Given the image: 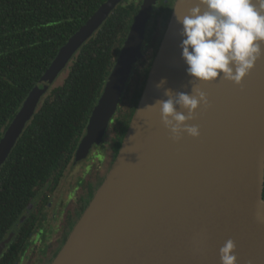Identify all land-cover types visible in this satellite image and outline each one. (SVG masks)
Returning a JSON list of instances; mask_svg holds the SVG:
<instances>
[{
    "label": "water",
    "instance_id": "95a60500",
    "mask_svg": "<svg viewBox=\"0 0 264 264\" xmlns=\"http://www.w3.org/2000/svg\"><path fill=\"white\" fill-rule=\"evenodd\" d=\"M123 1L104 3L61 48L1 139L0 170L44 97ZM156 3L143 0L74 163L103 140L142 57ZM190 6L182 0L177 11ZM180 27L172 12L114 165L51 264H221L229 239L237 264H264V58L239 85L192 81L181 59ZM195 87L209 100L188 121L200 136L174 140L159 107L148 105L168 99L166 89L194 94ZM13 236L0 244V256Z\"/></svg>",
    "mask_w": 264,
    "mask_h": 264
},
{
    "label": "trees",
    "instance_id": "16d2710c",
    "mask_svg": "<svg viewBox=\"0 0 264 264\" xmlns=\"http://www.w3.org/2000/svg\"><path fill=\"white\" fill-rule=\"evenodd\" d=\"M107 1L0 0V141L61 48ZM142 3L143 0H124L78 51L63 83L44 97L2 166L0 243L13 230L17 232L0 264H16L26 251L38 227V212L48 200L47 195L39 197L45 188L53 191L70 167ZM158 22L161 24V18ZM155 54L145 55L138 62L121 109L112 119L113 159L117 158L130 128ZM103 180L99 178L97 186L84 199L77 220ZM36 202L37 206L28 212L29 205ZM23 217L26 219L20 223ZM73 226L64 232L46 264L54 261Z\"/></svg>",
    "mask_w": 264,
    "mask_h": 264
},
{
    "label": "clouds",
    "instance_id": "9594fccd",
    "mask_svg": "<svg viewBox=\"0 0 264 264\" xmlns=\"http://www.w3.org/2000/svg\"><path fill=\"white\" fill-rule=\"evenodd\" d=\"M182 0L173 8L179 28L181 59L192 81L212 83L220 78L242 84L257 62L264 58V0H183L186 12H178ZM162 79L157 88L166 83ZM194 94L165 90L168 99L157 100L163 124L179 141L183 133L199 137L200 129L189 125L197 109L209 106L199 87ZM184 109L187 114L178 109ZM236 244L229 239L220 249L221 264H237Z\"/></svg>",
    "mask_w": 264,
    "mask_h": 264
},
{
    "label": "flooded vegetation",
    "instance_id": "af4514ba",
    "mask_svg": "<svg viewBox=\"0 0 264 264\" xmlns=\"http://www.w3.org/2000/svg\"><path fill=\"white\" fill-rule=\"evenodd\" d=\"M176 1L177 0H157V3H156L154 10H153L152 18H151L149 25H148V28H147L146 41H145L144 48L142 51V54L144 57H145V55H146V57L150 56V55L152 56V53H154V52H156V54H157L158 49L160 47V44L162 42L163 36H164L166 29L168 27V23L170 21V18H171L172 12H173V8L176 4ZM166 13H168L169 16H167ZM160 18H161V24H159V22H158V20H160ZM156 54H155V57H156ZM140 61H142V59ZM137 64L135 65L134 69L136 68ZM127 88L128 87H126V90L123 94V97H122L120 104H119V108H118L114 118L117 116V114L119 113V111L121 109L122 102L124 100L125 94L127 93ZM109 128H111V130L113 131L112 121L110 123ZM96 156L98 157L97 154H96ZM111 156L113 157L112 152H111ZM91 157H92V155H91ZM93 159H94L95 163L88 172H85L86 176L84 178V181H82L81 183L76 185L74 192H70L71 193L70 196L73 197V199H71V201H70L72 203H70L65 208L64 212L62 211L59 214V218H58L59 220L58 221H60V224L58 227H57V223L53 224L52 221L47 218L46 211L48 210L49 205L51 204V199H52L51 196L53 194L57 193L58 190L63 187L65 180L68 179L72 169H74L73 167L75 165V163H74L75 157H74L70 167L65 171L62 179L60 180L58 185L55 187V189L53 191H49V189H47V188H45L43 190V192L39 198L41 199L43 195L44 196L47 195L48 200L46 201L44 206L41 208V210L38 212V218H37L38 219V227L32 233L31 239L29 240V244H28L26 251L20 257L19 261L16 264L22 263L24 258L28 255V253H30V249L33 246H34V248H33L34 250L32 251V255H34V257L36 255V258L38 257V259H39L36 262V264H46L47 259L49 258L50 254L52 253L54 248L59 246V243L61 242V239L65 234L64 232H66L68 229H71V227L73 225H74L73 226V229H74V227L76 226V224L78 223V221L80 220V218L83 215L82 214L80 216V218L77 220V215L83 206L84 199L89 196L90 190L92 191L94 189V187L97 186V184L99 182V178L106 180V178L108 176L107 175L105 178L101 175V168L103 166V159L102 158H93ZM114 160H116V159H114ZM113 165H114V163H113ZM113 165H112V167H113ZM105 180H103L102 183H104ZM98 189H96V192ZM96 192H95V194H96ZM95 194H94V196H95ZM40 199H38V201ZM36 206H37V202L35 204L29 205L28 212H32V210ZM55 215H56V213H55ZM25 219H26V217H23L21 219L20 223H23L25 221ZM56 219H57V217H56ZM73 222H75V223H73ZM13 232H14V236H13V238H14L16 236L17 230L15 229L11 233H13ZM11 233L9 234V236L11 235ZM9 236H8V238H9ZM50 236H51L52 241L48 242L49 245L45 249H41V246L46 243V240ZM13 238H12V240H13ZM12 240H11V242H12ZM8 245L6 246L2 255L6 251ZM1 256H0V258H1ZM36 258H33L34 260L32 259L31 262H29V264H34ZM29 259H30V257H29Z\"/></svg>",
    "mask_w": 264,
    "mask_h": 264
},
{
    "label": "rangeland",
    "instance_id": "374dc122",
    "mask_svg": "<svg viewBox=\"0 0 264 264\" xmlns=\"http://www.w3.org/2000/svg\"><path fill=\"white\" fill-rule=\"evenodd\" d=\"M169 19V18H168ZM167 19V20H168ZM141 59H143V54ZM139 59V61L141 60ZM138 61V62H139ZM137 62V63H138ZM68 73V68L64 71V73L60 76V78L57 80L54 87H57L63 83L64 78L66 77ZM53 87V88H54ZM113 138V131L111 128H108L103 140L99 143V145H96L89 153V155L80 161H77L74 165V169H72L69 177L67 180H65V183L63 184V187L58 190L57 193L53 194L51 196V204L49 205L48 210L46 211V216L49 220L52 221L53 224L57 223V227L60 224L59 214L64 210L65 208L72 202L71 199L73 197L70 196V192H74L76 185L84 181V178L86 176L85 172H88L91 167L94 165L95 161L93 158H102L103 159V166L101 168V175L106 178V176L109 174L112 165L114 163V159L111 156V140ZM93 153V154H92ZM98 155V157L96 156ZM92 155V157H91ZM56 213V215H55ZM57 217V219H56ZM54 228V227H53ZM51 236L48 237L46 240V243L41 246V249H45L49 244L48 242H51ZM34 246L30 249V253L24 258L21 264H29L33 258H36V255H32V251ZM30 257V259H29ZM34 260V259H33ZM38 257L35 259L34 264L38 261ZM33 262V261H32Z\"/></svg>",
    "mask_w": 264,
    "mask_h": 264
}]
</instances>
